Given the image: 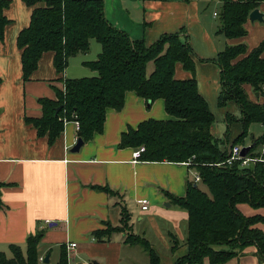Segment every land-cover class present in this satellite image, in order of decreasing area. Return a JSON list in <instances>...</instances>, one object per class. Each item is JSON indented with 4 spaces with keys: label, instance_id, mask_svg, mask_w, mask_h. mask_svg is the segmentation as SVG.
Masks as SVG:
<instances>
[{
    "label": "crops",
    "instance_id": "obj_1",
    "mask_svg": "<svg viewBox=\"0 0 264 264\" xmlns=\"http://www.w3.org/2000/svg\"><path fill=\"white\" fill-rule=\"evenodd\" d=\"M9 1L4 10L8 24L0 40V253L12 257L11 246L20 247L24 253L27 238L40 234L37 252L42 263L48 256V264H56L64 247L68 264H137L136 253L145 251L125 242L126 236L133 234L146 239L152 250L154 241L166 249L171 241L177 243L174 245L177 253L166 259L167 264H172L187 252L181 242L185 240L188 217L170 199L185 196L187 183L193 182L196 171L185 163L135 160L133 153L139 148L119 146L121 135L135 130L140 123L170 118L163 101L156 100L147 107L145 100L127 92L123 108L118 112L109 110L102 132L94 134L78 152H71L77 141L73 122H64L60 136L50 144L47 136H38L26 119L41 117L38 100H55L54 90L63 89V80L95 76L83 63L96 60L100 48H94L90 61L80 59L86 58L85 54L70 58L62 75L55 71L53 53H44L30 80L23 81L16 39L28 27L32 8L22 0ZM103 3L107 21L132 40H143L146 46L165 34L188 37L194 53V75L177 64L174 76L178 80L195 78L198 93L214 117L211 134L222 140L228 130L229 149L242 128L236 122L227 126L226 117L240 118V109L234 103L218 106L220 69L211 61L227 46L244 44L250 52L264 42V2L256 8L263 14V21L247 19L246 34L237 39H226L216 33L219 12L210 9L220 10L222 0H103ZM261 56L264 58V48ZM243 88L251 101L264 105V95H254L249 85ZM260 127L258 138L264 134V127ZM141 201H147L146 211L141 210ZM237 208L245 217H264V209H253L247 204H239ZM122 209L129 215L127 228L108 237H95L94 233L104 230L107 224L114 228L121 226ZM255 228L264 233V224ZM69 243H75V248L68 249ZM254 259L258 264L264 263L255 247L250 246L225 264H245Z\"/></svg>",
    "mask_w": 264,
    "mask_h": 264
},
{
    "label": "trees",
    "instance_id": "obj_2",
    "mask_svg": "<svg viewBox=\"0 0 264 264\" xmlns=\"http://www.w3.org/2000/svg\"><path fill=\"white\" fill-rule=\"evenodd\" d=\"M22 2L32 8L28 27L16 39L23 81L30 80L44 53H53L55 71L62 75L70 58L89 52L91 40L100 46L96 60L83 63L95 76L65 79L63 89L54 90L55 100H38L41 117L26 119L37 135L47 136L52 144L63 131L64 122H77V139L84 144L94 134L102 132L109 110L118 112L123 108L127 92L151 104L162 100L170 118L140 123L135 130L121 135L119 146L143 147L139 160L144 162L179 164L191 160L189 167L198 173V183L206 188L204 191L197 183L188 182L184 197L170 199L171 204L183 209L188 217L184 240L187 252L172 264H225L250 246L255 247L257 256L264 260V233L255 228L257 224H264V217H245L237 208L239 204H247L253 209H264V163L247 166H241L240 161L227 163L228 130L222 140L215 139L211 134L214 117L198 93L195 78H175L177 64L192 75L195 72L188 37L179 33L165 34L150 46L143 40H132L107 21L103 0ZM262 2L264 0H222L216 33L226 39L244 37L249 13ZM9 4V0H0V40L8 24L4 10ZM263 48L264 42L250 52L244 44L227 46L211 61L220 69L218 106L234 103L240 109V118L226 117L227 126L236 122L242 128L230 147L248 148L247 155L255 157L259 156L257 149L264 144V134L253 139L250 147H244L243 141L252 124L264 127V105L251 101L243 87L249 85L254 95H264ZM149 63L153 70L148 74ZM128 221L129 215L122 209L120 227L107 224L94 236L103 238L122 232ZM40 238V234L29 236L24 253L18 246L10 247V258L0 253V264H44L39 261L37 252ZM125 242L147 252L149 264H159L146 239L129 234ZM56 264H68L64 247Z\"/></svg>",
    "mask_w": 264,
    "mask_h": 264
},
{
    "label": "rangeland",
    "instance_id": "obj_3",
    "mask_svg": "<svg viewBox=\"0 0 264 264\" xmlns=\"http://www.w3.org/2000/svg\"><path fill=\"white\" fill-rule=\"evenodd\" d=\"M211 11H213V12L216 11L218 13L219 12V9L216 8V7H213L212 9H210V12ZM216 22H217V24H219V19L218 18H216ZM89 45H90V47H89V50H90L89 53L90 54H85V55H87L86 58H80L81 60H88V61L92 60L90 58H93L94 48H96V49H99L100 48L99 44L96 43L94 40H91ZM79 55H84V54H79ZM79 69H82V68H79ZM152 70H153V65H152V63H149L147 65V73L149 74ZM84 71L86 73H88V70H84ZM90 76L91 75H89V76L88 75H85V76H80V77H77V78H84V77L85 78H88ZM259 134H261V127H260V125H258V124H252L249 127V134L246 137V139L244 140V147H248L249 144L252 143L251 136H254V139H256V138H258V135ZM197 185L202 190L206 191V188H204L201 184L197 183ZM183 230H184V228H183ZM149 236H151V235H149ZM154 242H155L154 243L155 244V247H154L155 249L153 251L157 255V257L159 258L160 264H167L166 263V259L167 258H170V255L171 254H174L176 252V250L174 249V245H175L173 243L174 241H171V244H169V248H167V249L160 242H157V243H156V241H154ZM181 243H184V241L181 242ZM136 258H138L137 259V264H149V257H148V253L147 252H137L136 253ZM125 263H127V262L125 261ZM261 263L264 264L263 262H259V264H261ZM234 264H236V263H234ZM245 264H258V262H257L256 259H254L250 263L248 261H246Z\"/></svg>",
    "mask_w": 264,
    "mask_h": 264
},
{
    "label": "built area",
    "instance_id": "obj_4",
    "mask_svg": "<svg viewBox=\"0 0 264 264\" xmlns=\"http://www.w3.org/2000/svg\"><path fill=\"white\" fill-rule=\"evenodd\" d=\"M264 89V87H263ZM78 131L79 124L77 122H74ZM241 147L239 146H233L228 149V154L229 158L227 160V163H231L234 161H240L241 166H247L249 163H256V162H263L264 163V144L260 146V151H259V156H248L247 152L245 153L244 156L240 155ZM144 151L143 147H140L137 149L134 153V159L137 160L140 156V154ZM187 166H191V160H188L185 162ZM200 181V177L197 172H194L193 174V182L198 183ZM141 210L146 211L148 209V203L147 201H141ZM76 244L75 243H69L68 244V249H73L75 248ZM41 261V260H40ZM85 264H90V263H85Z\"/></svg>",
    "mask_w": 264,
    "mask_h": 264
},
{
    "label": "water",
    "instance_id": "obj_5",
    "mask_svg": "<svg viewBox=\"0 0 264 264\" xmlns=\"http://www.w3.org/2000/svg\"><path fill=\"white\" fill-rule=\"evenodd\" d=\"M248 19H249L251 22H254V21H260V22H261V21H263V14L260 13L258 9H254V10H252V11L249 13V15H248ZM256 96H258V95L256 94ZM146 105H147V107H150L151 102H150V101H147V102H146ZM59 110H60V107L56 109L55 113H57ZM81 146H82V142H81L79 139H77L76 144H75L74 147L71 149V152H72V153H76V152H78V150H79V148H80ZM247 150H248V148H242L241 151H240V155H241V156H244L245 153L247 152ZM48 258H49V257L46 256V257L43 259V263H44V264H48V263H49V259H48Z\"/></svg>",
    "mask_w": 264,
    "mask_h": 264
}]
</instances>
